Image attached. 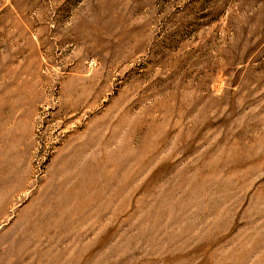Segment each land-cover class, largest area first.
I'll return each instance as SVG.
<instances>
[{"label":"rangeland","instance_id":"374dc122","mask_svg":"<svg viewBox=\"0 0 264 264\" xmlns=\"http://www.w3.org/2000/svg\"><path fill=\"white\" fill-rule=\"evenodd\" d=\"M0 264H264V0H0Z\"/></svg>","mask_w":264,"mask_h":264},{"label":"bare ground","instance_id":"6f19581e","mask_svg":"<svg viewBox=\"0 0 264 264\" xmlns=\"http://www.w3.org/2000/svg\"><path fill=\"white\" fill-rule=\"evenodd\" d=\"M97 30H98V29H97ZM25 80H26V79H25ZM19 82H21V81H19ZM28 83H29V82H28ZM35 84H36V83H35ZM28 85H29V84H28ZM33 86H34V85H33ZM14 87H15V86H14ZM23 87H24V86H23ZM20 88H22V87H20ZM32 88H33V87H32ZM34 88H35V87H34ZM26 115H27V114H26ZM18 121H19V120H18ZM137 126H138V125H137ZM140 128H141V127H140ZM239 144H240V143H239ZM239 146H241V145H239ZM231 147H232V146H231ZM234 147H236V146L234 145ZM232 148H233V147H232ZM237 148H238V146H237ZM159 149H160V148H159ZM230 149H231V148H230ZM187 150H188V149H187ZM233 150H234V149H233ZM235 150H237V149H235ZM235 150H234V151H235ZM158 151H159V150H158ZM240 151H241V150H240ZM235 152H236V151H235ZM235 152H234V153H235ZM241 153H242V151H241ZM148 154H149V153H148ZM235 154H236V153H235ZM242 154H243V153H242ZM239 155H240V154H239ZM239 155H238V156H239ZM238 156L236 155V157H238ZM241 156H242V155H241ZM232 157H233V156H232ZM242 157H243V156H242ZM245 158H246V157H245ZM243 160H244V159H243ZM238 161H239V160H238ZM240 162L243 163V161H241V160H240ZM245 162H246V161H245ZM242 163H240V164H242ZM245 165H246V164H245ZM247 165H248V164H247ZM249 165H250V162H249ZM251 165H252V164H251ZM236 166H238V165H236ZM236 166H235V167H236ZM237 168H238V167H237ZM241 168H242V167H241ZM245 168H246V167H244L243 169H245ZM235 171H236V169H235ZM239 181H240V180H239Z\"/></svg>","mask_w":264,"mask_h":264}]
</instances>
